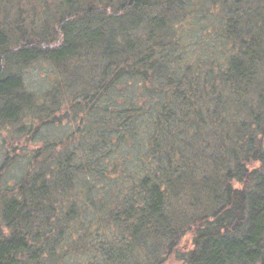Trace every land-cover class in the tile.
Segmentation results:
<instances>
[{
	"label": "trees",
	"instance_id": "1",
	"mask_svg": "<svg viewBox=\"0 0 264 264\" xmlns=\"http://www.w3.org/2000/svg\"><path fill=\"white\" fill-rule=\"evenodd\" d=\"M59 1L0 0V264H264V0Z\"/></svg>",
	"mask_w": 264,
	"mask_h": 264
},
{
	"label": "rangeland",
	"instance_id": "2",
	"mask_svg": "<svg viewBox=\"0 0 264 264\" xmlns=\"http://www.w3.org/2000/svg\"><path fill=\"white\" fill-rule=\"evenodd\" d=\"M59 0H51L50 2V6H48V17H51V15L55 16L56 12L60 11V4H59ZM11 9V8H10ZM44 11V10H43ZM42 12V11H40ZM41 15L39 14V17H37V21L38 20H42L41 19ZM32 16L31 12H25V14H23V12H21L20 17L23 18V20L28 21L27 19H29L28 17ZM34 17V15H33ZM35 20V19H34ZM40 24H38V26L35 28L36 31H39V27ZM51 71V67L47 64V63H43L40 62L39 64H33V65H29L28 67H26L25 69L22 70L23 72V77H24V81L27 84V86L29 87V89L34 90V91H41L45 84H47L46 82L49 80V76H51L50 74ZM67 82H70V79H67ZM62 105L60 107H57L56 110H61ZM51 110H55L54 108ZM56 115H58V112H56ZM28 120L25 121V123H29L31 122L32 119L27 118ZM35 124H39V123H35ZM75 124L71 125L66 123L64 126H57L54 129L55 134L57 135V137L60 139L62 137H64L67 133L71 132L74 130ZM16 129V126L14 127H10V129L3 127L2 129L0 128V161L1 158L6 154V153H10L11 155L12 153V147H15L16 153H18L21 157L19 159V161H16L15 163H13V165L11 166L10 170L5 174L6 176L4 177V180L2 181V185H9L12 186V184L15 182L16 178L18 176H20V173L23 172V169L25 167V163H23V161H25L26 157L29 156L30 151L33 150L34 148L38 147L40 144H42L41 141V136H43V134L36 136L33 141H30V137L25 140L24 137H21V140L19 142L12 140L13 138L19 136L13 133V130ZM44 130V129H43ZM50 131H47V133H49ZM22 135V133L20 134V136ZM19 136V137H20ZM189 236L185 237L183 239L180 240V242L178 243V249L176 250L175 253H177V251H181L184 247L183 244L189 245ZM166 264H180L179 262H177V259H175V254L172 253L170 255V258L167 260Z\"/></svg>",
	"mask_w": 264,
	"mask_h": 264
}]
</instances>
